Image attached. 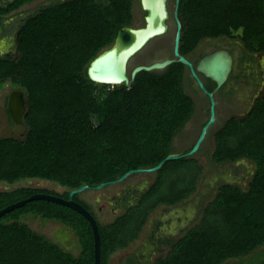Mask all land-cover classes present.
<instances>
[{"label":"trees","instance_id":"obj_1","mask_svg":"<svg viewBox=\"0 0 264 264\" xmlns=\"http://www.w3.org/2000/svg\"><path fill=\"white\" fill-rule=\"evenodd\" d=\"M34 1L13 0L0 14ZM135 3L53 0L27 16L17 34V52L0 56V87L16 77L26 100L24 137L0 139V183L11 187L0 190V210L36 193L69 199L70 191L83 185H89L87 190L102 183L106 187L129 170L154 167L174 152L176 136L196 111L185 87V64L141 71L131 87L94 83L87 74L90 61L113 45L119 30L134 25ZM263 9L264 0H181V53L188 56L202 39L235 32L242 33L247 48L264 53ZM213 137L214 163L250 160L255 172L246 187L221 184L200 221L172 242L157 264H264V92L246 115L230 117ZM171 163L194 166L192 185L164 203L154 201ZM203 170L193 156L165 161L139 202L108 223L99 220L82 192L75 194L98 222L101 264H110L117 251L135 241L160 205L191 197ZM32 179L56 182L66 190L18 186ZM29 216L63 224L80 253L32 228L25 220ZM0 264H95L92 225L69 206L28 201L0 217Z\"/></svg>","mask_w":264,"mask_h":264},{"label":"rangeland","instance_id":"obj_2","mask_svg":"<svg viewBox=\"0 0 264 264\" xmlns=\"http://www.w3.org/2000/svg\"><path fill=\"white\" fill-rule=\"evenodd\" d=\"M13 0H0L2 5H6L7 3ZM41 2H53V0H40L33 2L32 4L23 6L22 11H17L18 13L24 12L25 10L31 11L39 6ZM175 7V0L171 1V8L174 10ZM264 11V9H263ZM22 16V15H19ZM134 25L139 26L142 21L143 12L141 11V7L138 3H136V7L134 9ZM173 18V17H172ZM174 19V18H173ZM172 19V21H173ZM237 32H235L236 34ZM205 40V39H202ZM201 40V41H202ZM200 41V42H201ZM165 47H161L158 51L154 52L151 48L142 50L139 54H137L131 63L130 69H132L137 64H149L144 62L143 60H148L150 62L154 60L155 53H157L158 57L164 56L169 50H172L174 44V37L169 38L166 41H163ZM203 50V46H201V50L196 51L195 57L198 58ZM145 60V61H146ZM264 65V57L259 58ZM16 77L12 79H7L0 87V139L2 137H24L26 132V127L24 125H18L11 122L10 117L7 113L6 109V102L7 96L13 89H20L14 82L16 81ZM209 81V80H208ZM205 80V82L208 83ZM187 84V83H186ZM186 90L191 92L188 84L185 86ZM248 87H243L242 91L248 90ZM245 95V94H244ZM214 99L216 100V116L217 121L216 123L210 128L209 132L211 131L210 135L206 137L201 148L197 153L192 155L193 157L197 158L201 165L204 167L203 173L197 185V190L194 194L191 195L188 199L184 200L183 202L174 205H160L156 210H154L150 218L159 217L162 213L168 212L169 213V226L167 230L170 233H174L180 229L183 225L187 223L194 222L193 225L197 224L203 216V212L207 204L212 201L217 193L218 187L223 183H237L242 186H247L248 182L250 181L251 177L255 172V165L250 160H241L238 163H214L212 160V152L214 150V137L213 134L217 129L222 127L226 120L232 116H244L248 113V110L242 109H223L222 105L219 103V97L215 94ZM208 108V106H207ZM209 108L206 111L205 105L198 107V110L194 113L193 118L190 122L184 127V129L176 136L174 141V152H180L182 150L190 149L193 144L196 142L203 125L207 122L209 118ZM191 163L189 164H180L174 165L171 163L165 170L163 174V180L154 194V201H166L170 200L171 198L178 196L183 190L187 187H190L193 182L194 178V169ZM157 177L156 172H138L129 175L126 179L121 182H116L110 184L106 187L100 189H90L85 190L81 193V197L88 201L96 211L99 220L102 223H108L115 219L116 216H119L123 213L124 210H118L117 208L122 204L121 198L124 196V192L126 189L131 187H139L141 188V192L138 195V200L141 198L143 193L147 191L155 181ZM28 184L33 187H44L56 190L60 193L66 190L65 187L59 185L56 182H50L42 179H32L27 180L22 184ZM144 187V188H143ZM11 187L5 186L4 183H0V190L9 189ZM113 201V202H112ZM139 202V201H138ZM164 203V202H161ZM102 208L100 210L99 208ZM115 207V211L113 210ZM247 213L243 214V217H246ZM32 228L35 230L47 234L50 238L52 237L53 231H55L59 225L55 221H45L38 217L29 216L26 219ZM151 221V220H150ZM149 221V222H150ZM135 225L136 222H133ZM150 224V223H149ZM148 225L147 228L144 229L142 233V237L146 236V231L150 227ZM133 225L131 227H133ZM130 227V228H131ZM135 227V226H134ZM70 232V231H69ZM182 232H179L178 236L181 235ZM71 234V232H70ZM65 239V243L68 246L69 250L73 251L76 255L80 253V245L72 234L70 238L68 235H63ZM138 247V244L133 246L128 251H134ZM126 250V251H127ZM263 250V249H261ZM126 251L117 252L111 258V264H119V260L124 257ZM257 261L254 262V264Z\"/></svg>","mask_w":264,"mask_h":264},{"label":"water","instance_id":"obj_3","mask_svg":"<svg viewBox=\"0 0 264 264\" xmlns=\"http://www.w3.org/2000/svg\"><path fill=\"white\" fill-rule=\"evenodd\" d=\"M180 1L181 0H176L174 7V18L176 22L173 44L174 57L157 60L149 64H139L130 69V63L133 58L152 40L164 36L170 29L169 20L171 14L168 6V0H140L141 8L144 12H146L144 17L145 25L122 27L119 30L113 45L100 52L90 61L87 68V74L89 79L94 83L112 86L125 85L127 87H131L135 82L138 73L141 71H161L175 62L183 63L189 67L200 88L209 95L211 102L210 117L203 125L201 132L191 149L182 152H172L167 155L165 160L161 161L154 167L129 170L113 183L121 182L133 173L156 172L162 167L165 161L194 155L199 151L209 133L210 128L217 121L215 111L216 100L214 99V94L228 80L233 68V57L227 49H216L203 55L195 66L185 55L181 53L180 47L183 23L179 17ZM198 73H201L206 78H209L216 83L214 91L210 92L205 87V84L201 80ZM7 108L12 121L15 124L21 125L23 123V116L26 112V100L22 90L17 89L10 93L7 100ZM104 186L105 183H102L98 185L96 189L103 188ZM89 188V185H83L79 188L71 190L69 199L49 193H36L25 200L10 204L1 209L0 217L14 208L24 205L28 201L37 199L50 200L69 206L82 213L90 221L95 239V264H101V239L98 222L94 215L85 206L73 198L75 194L81 193ZM63 235H68V238H70L72 233L70 234L65 229L53 232V236L60 241L68 240L65 239Z\"/></svg>","mask_w":264,"mask_h":264},{"label":"flooded vegetation","instance_id":"obj_4","mask_svg":"<svg viewBox=\"0 0 264 264\" xmlns=\"http://www.w3.org/2000/svg\"><path fill=\"white\" fill-rule=\"evenodd\" d=\"M171 1L172 0H168V6L171 14L169 20L170 29L168 33L165 34L164 36L152 40L144 48L145 50L151 48L154 52H156L161 47H165L164 46L165 44L162 43L163 41H166V39L168 40L169 38L174 37L176 22L174 18V10H172L171 8ZM138 4L141 7L140 0H138ZM6 5H2L0 3V8L5 7ZM141 11L143 12V17L141 24L139 26H144L145 25L144 17L146 15V12H144L142 8ZM27 12L28 11L25 10L24 12H20V13L13 11L8 15L0 14V56L8 53L17 52V34L23 22L27 18L26 15ZM241 34L237 32L236 34L234 33L231 36L223 35L217 38H205V40L199 42L198 46L186 57L196 66V64L203 55L210 53L216 49H227L233 57V68L229 75L228 80L215 92V94L218 95L219 103L222 105L223 109L232 110V109L240 108L242 110L250 111L256 100L264 92V65L263 62L259 60L260 56L264 57V53L256 52L247 48L245 42L243 41V38L241 37ZM201 46H203V50L199 55V57L196 58L195 57L196 51L201 50ZM154 55H155L154 60L147 62L148 60L144 59L143 61L146 63H152L157 60H164L166 58L174 57L173 48L172 50H169V52H167L162 57H158L157 53H155ZM131 63H130V67H131ZM198 75L205 84V87L210 92L215 90L216 83L214 81L210 80L209 78H206L201 73H198ZM205 80L206 81L209 80L208 83L205 82ZM186 83L188 84L191 90V92L189 91L187 92L193 96L196 102V110H198V107L205 105L206 111L208 108L210 111V106H211L210 97L204 90L200 88L196 79L193 77L189 67H187L185 74V86L187 85ZM208 87H211V89ZM243 87L244 88L248 87L249 89L243 92L242 91ZM13 90H17V89H13ZM13 90H11V92ZM10 93L7 96V100ZM5 106L7 109V113L10 117V120L11 122H13L7 108V102ZM210 133L211 131L208 133L207 136H209ZM188 150L189 149L182 151H188ZM140 190L141 188L139 187H131V188L128 187V189H126V191L124 192V196L121 198L122 204L117 209L126 211L129 207L137 204L139 201L138 195L140 194L139 192H141ZM99 209L102 210L101 207ZM113 210L114 212L116 211L115 207H113ZM165 214H169V213L165 212ZM58 225L61 226L63 224L58 223ZM63 227L64 229H67L64 225ZM61 242L65 247H68L65 241H61ZM152 244L154 247L155 246L156 247L154 248ZM167 244L169 246L170 243L167 242L166 238H164V241H159V242L152 241V243L150 242L148 246H145L143 243H141L138 246L137 248L138 250L136 252H127L124 255V257H122V259L119 260V264H131V259H134L136 264H157L158 260L161 257L166 256L169 253L170 249L167 247Z\"/></svg>","mask_w":264,"mask_h":264},{"label":"crops","instance_id":"obj_5","mask_svg":"<svg viewBox=\"0 0 264 264\" xmlns=\"http://www.w3.org/2000/svg\"><path fill=\"white\" fill-rule=\"evenodd\" d=\"M37 1H40V0H37ZM34 2H36V1H34ZM33 3V2H32ZM32 3H29V4H32ZM29 4H27V5H29ZM47 4H50L49 2H41V4H39V6H36V8L34 9V10H31V11H28L27 13H26V15L28 16H30V15H33V14H35L38 10H40V9H42V7H45ZM24 6H26V5H24ZM135 7H136V3H135V5H134V9H135ZM23 7H21L20 9H22ZM17 10V11H22V10ZM16 11V12H17ZM27 11V10H26ZM169 214H165V212L164 213H162L159 217H155V218H150L149 217V219H148V221H147V223L145 224V226H144V229L145 228H147L148 227V225L147 224H149L150 225V227L148 228V230L146 231V236L144 237V238H141L142 237V233L144 232V229L142 230V232L140 233V235L138 236V238L135 240V241H133L127 248H124V249H121V250H119V251H117V252H120V251H126L127 249H130V248H132L133 246H135V245H137L138 244V246L141 244V243H143L145 246H148V244L151 242L152 243V241H164V238H166V240H167V242H169L170 244H169V246H168V244H167V247L169 248V249H171V243L173 242V243H175L177 240H179V239H181V237H183L194 225H193V221H192V224L191 223H187V224H185V225H183L182 227H180V229H178L176 232H175V234L174 233H170L168 230H167V228H168V226H169V222H170V220H169ZM151 220V221H150ZM150 221V222H149ZM196 225V224H195ZM153 228V229H152ZM63 229L64 230V227H63V225H61V226H59L55 231H53V232H58V231H61V230ZM66 231H68L69 232V230L68 229H65ZM179 232H182L181 233V235H179L178 236V234H179ZM70 233V232H69ZM168 236V237H167ZM52 238H53V240H55L56 242H59V243H61L62 244V242L59 240V239H57L55 236H53V233H52ZM63 245V244H62ZM64 246V245H63ZM152 246H153V244H152ZM65 247V246H64ZM154 247V246H153ZM156 247V246H155ZM154 247V248H155ZM66 248H68V247H66ZM138 248V247H137ZM69 249V248H68ZM138 249H136V250H134V251H126L125 252V254L127 253V252H136ZM117 252L115 253V254H117ZM114 254V255H115ZM113 255V256H114ZM112 256V257H113ZM111 257V258H112ZM110 262H111V259H110ZM111 264V263H110Z\"/></svg>","mask_w":264,"mask_h":264}]
</instances>
